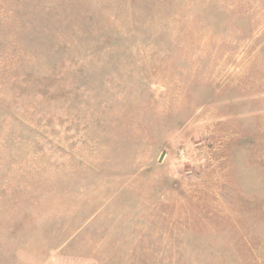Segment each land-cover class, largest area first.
I'll use <instances>...</instances> for the list:
<instances>
[{"label":"rangeland","instance_id":"rangeland-1","mask_svg":"<svg viewBox=\"0 0 264 264\" xmlns=\"http://www.w3.org/2000/svg\"><path fill=\"white\" fill-rule=\"evenodd\" d=\"M0 264H264V0H0Z\"/></svg>","mask_w":264,"mask_h":264},{"label":"water","instance_id":"water-1","mask_svg":"<svg viewBox=\"0 0 264 264\" xmlns=\"http://www.w3.org/2000/svg\"><path fill=\"white\" fill-rule=\"evenodd\" d=\"M165 156V153H163V156L162 157H164Z\"/></svg>","mask_w":264,"mask_h":264}]
</instances>
